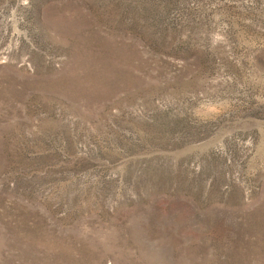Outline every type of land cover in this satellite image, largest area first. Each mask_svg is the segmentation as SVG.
I'll list each match as a JSON object with an SVG mask.
<instances>
[{"label":"rangeland","instance_id":"obj_1","mask_svg":"<svg viewBox=\"0 0 264 264\" xmlns=\"http://www.w3.org/2000/svg\"><path fill=\"white\" fill-rule=\"evenodd\" d=\"M0 264H264V0H0Z\"/></svg>","mask_w":264,"mask_h":264}]
</instances>
